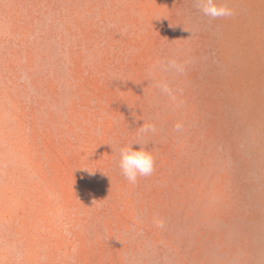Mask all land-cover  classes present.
I'll return each mask as SVG.
<instances>
[{"label":"rangeland","instance_id":"1","mask_svg":"<svg viewBox=\"0 0 264 264\" xmlns=\"http://www.w3.org/2000/svg\"><path fill=\"white\" fill-rule=\"evenodd\" d=\"M221 3L0 0V264H264V0Z\"/></svg>","mask_w":264,"mask_h":264},{"label":"clouds","instance_id":"2","mask_svg":"<svg viewBox=\"0 0 264 264\" xmlns=\"http://www.w3.org/2000/svg\"><path fill=\"white\" fill-rule=\"evenodd\" d=\"M198 9L202 14L210 19L225 18L232 15V10L221 0H196ZM172 66H176L175 62H171ZM162 90L168 92L167 85H162ZM177 130H180L181 125L177 124ZM142 133L155 132V126L143 124L141 126ZM139 145V148L134 145ZM154 157L149 150L139 143L129 144L119 149V168L124 178L132 184L137 182L138 177L150 176L154 171ZM156 226L164 227L163 220L156 221Z\"/></svg>","mask_w":264,"mask_h":264}]
</instances>
